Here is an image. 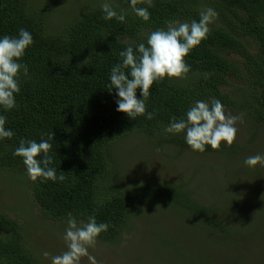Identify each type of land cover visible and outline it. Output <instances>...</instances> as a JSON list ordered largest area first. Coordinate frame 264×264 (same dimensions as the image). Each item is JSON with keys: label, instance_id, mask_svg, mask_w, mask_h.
<instances>
[{"label": "trees", "instance_id": "16d2710c", "mask_svg": "<svg viewBox=\"0 0 264 264\" xmlns=\"http://www.w3.org/2000/svg\"><path fill=\"white\" fill-rule=\"evenodd\" d=\"M102 3H89L52 32L46 27L51 12L43 4H37L39 8L29 0H0V36L15 35L19 28H25L34 39L22 58L29 67V78H20L17 107L0 110L7 117L6 127L14 133L11 139L0 141V172L15 174L21 180L23 193L48 222L66 226L68 212L78 221L86 222L89 215H95L98 223L107 222L109 229L97 238L101 243L115 242L148 203L174 206L203 227L217 229L221 239H228L231 231L217 222L208 202L192 196L188 183L179 187L154 179L125 188L108 184V178L113 177L112 151L121 139L141 133L153 135L157 147L172 145L178 155L220 153L210 146L203 153L194 152L186 145L183 133L163 131L172 117H184L197 100L219 99L224 107L244 109L255 123H264V0H151L148 21L135 15L130 0H110L117 11L125 13L124 22L104 20ZM136 6L148 7V0H137ZM207 8H213L218 16L209 25L207 39L185 57L190 72L184 78L154 82L149 90L146 107L154 113L153 119L138 116L132 120L117 112L115 91L109 92L106 86L111 67L120 62L119 52L129 45L135 48L170 20H198ZM51 133L53 166L65 179L33 181L13 150L21 139L39 141ZM225 147L226 156L234 157V165L245 166L243 161L251 153H241L243 149L237 145ZM245 167L246 172L253 170L249 174L254 178L246 180V196L238 198L249 200L251 209L260 193L251 168H260L259 164ZM236 200L234 196L230 201L231 211L238 214ZM245 213L242 210L236 218L235 230ZM251 222L249 226L254 225ZM28 239L24 225L0 208V264H44ZM216 242L211 241L212 248L224 255L226 250L218 248ZM182 257L190 264H205L199 254Z\"/></svg>", "mask_w": 264, "mask_h": 264}, {"label": "rangeland", "instance_id": "374dc122", "mask_svg": "<svg viewBox=\"0 0 264 264\" xmlns=\"http://www.w3.org/2000/svg\"><path fill=\"white\" fill-rule=\"evenodd\" d=\"M29 2H34L35 7L39 8L37 4L41 3L45 10L51 12L46 27L48 31L57 32L86 5L100 4L104 0ZM224 108L228 114L242 116L237 121L238 132L232 145L242 148L241 153H251L249 156H264V123H255L251 114L239 107ZM153 141V135L141 133L121 139L112 151L113 177L108 178V184L125 188L154 179L179 187L188 183L192 196L208 202L217 222L228 228L232 235L228 239H221L217 229L203 227L196 218H189L174 206L148 203L125 226L115 242L107 244L96 241L89 252L101 264H190V260L182 256L191 258L195 254H199L205 264H264V165H259L260 169L251 168L254 169L253 175L257 176L260 193L250 209L249 200L238 197L246 196L245 183L254 178L249 174L253 170L246 172L248 169L245 166L234 165V157L226 156L228 152L224 145L216 154L192 155L183 152V155H178L172 145L164 143V146L157 147ZM173 154H176L175 158H171ZM234 196L237 198L234 208L238 214L231 211L230 201ZM0 208L24 225L29 244L44 264H51V256L66 250L63 238L66 226L48 222L31 205L21 189V180L15 174L0 172ZM242 210L246 212L243 223L240 222V227L235 230L236 218ZM251 220L254 225L249 226ZM211 241H218L217 247L226 250V253L221 255L220 249L212 248ZM45 251L50 254L48 257L43 256ZM81 264H88L87 258H82Z\"/></svg>", "mask_w": 264, "mask_h": 264}, {"label": "clouds", "instance_id": "9594fccd", "mask_svg": "<svg viewBox=\"0 0 264 264\" xmlns=\"http://www.w3.org/2000/svg\"><path fill=\"white\" fill-rule=\"evenodd\" d=\"M137 0H130L133 12L144 21L150 19L148 7H137ZM102 18L115 19L124 22L126 15L117 11L110 0L101 4ZM218 13L213 8H207L199 13V19L180 22L170 20L165 28H158L148 34L146 41L133 46L129 45L119 52L120 62L114 64L109 72L107 89L115 91L116 111L124 113L129 119L138 116L153 119L154 113L147 111L146 101L150 96V88L154 82L167 78H184L191 70L185 57L202 41L206 40L209 25L214 22ZM34 43L32 33L19 28L15 35L0 36V110L6 112L17 107L16 96L21 91V76L29 78V67L22 61L26 50ZM209 74L205 73V78ZM139 90V97L137 91ZM241 115L226 113L219 99L212 98L210 102L197 100L191 105L184 117H172L163 129L165 133H183L186 145L194 152L203 153L206 146L218 150L230 146L237 136V121ZM7 117L0 114V141L11 139L14 135L11 128L6 127ZM53 134L47 138L21 139L13 150V156L20 157L28 177L41 182L46 180L63 181L64 175H57L53 166ZM245 166L264 165V156L260 154L248 156L243 161ZM64 241L66 250L59 255L51 256V264H81L82 258H87L88 264H101L89 252L102 232L110 225L107 222H97L95 215H89L87 221H78L72 212L65 218ZM50 254L44 252L43 256Z\"/></svg>", "mask_w": 264, "mask_h": 264}]
</instances>
